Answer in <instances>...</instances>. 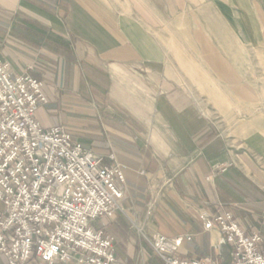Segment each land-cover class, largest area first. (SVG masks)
<instances>
[{"label":"crops","instance_id":"0c3cea01","mask_svg":"<svg viewBox=\"0 0 264 264\" xmlns=\"http://www.w3.org/2000/svg\"><path fill=\"white\" fill-rule=\"evenodd\" d=\"M236 39L247 53L264 55V0H0V59L12 77L43 83L47 102L35 114L41 127L61 126L103 164L112 155L126 167L123 210L92 228L140 223L147 178H172L150 230L193 236L178 259L232 262L221 234L199 219L218 211L258 232L264 252V108L224 133L187 94L185 78L178 84L205 73L198 60L206 57L207 72L228 73L237 85V72L252 65L238 70ZM203 41L211 43L205 52ZM188 42L196 51L186 50ZM194 59L202 70L189 66ZM139 238L116 234V263L163 264Z\"/></svg>","mask_w":264,"mask_h":264},{"label":"built area","instance_id":"2783aa9c","mask_svg":"<svg viewBox=\"0 0 264 264\" xmlns=\"http://www.w3.org/2000/svg\"><path fill=\"white\" fill-rule=\"evenodd\" d=\"M46 102L42 82L12 77L0 59V257L5 264H116L113 238L92 223L120 209L125 167L112 155L111 164H103L61 126L41 127L35 114ZM171 180L150 195L146 216ZM200 220L205 231L221 234L230 264H264L258 232L248 234L225 211ZM191 241L190 235H152L150 245L163 264H221L178 259L183 243Z\"/></svg>","mask_w":264,"mask_h":264},{"label":"rangeland","instance_id":"374dc122","mask_svg":"<svg viewBox=\"0 0 264 264\" xmlns=\"http://www.w3.org/2000/svg\"><path fill=\"white\" fill-rule=\"evenodd\" d=\"M181 14L182 15L180 17H184L185 22H187L188 18L192 17L189 12L181 13ZM202 29H203V34H205L206 33L205 27H202ZM187 30H189V28H187ZM176 31L177 30L175 28L169 30V32L171 33ZM159 32H160L159 37H161L162 32L166 34L168 30L165 29L162 32L161 31ZM182 34H184L183 29H182ZM204 36L206 37V35ZM206 38L208 39V37ZM203 44H204L203 50L205 52V50L210 48L209 46L211 43L210 41H203ZM224 45L225 42L220 40L219 41L220 49H222ZM234 49L238 53V55L234 57L238 70H240V68L242 69L243 65L247 67L252 65L251 70L247 69L246 72L244 71L237 72V80H238V82H236L237 85H234L233 82L231 84L230 81H228V73L214 74L207 72L208 70H211V67L209 66V61L206 57L203 58V60L201 59H199L200 61L198 60L199 63L200 62L203 63L204 68L202 69H205V73L202 74L192 73L189 74L188 76L182 77V79H180L181 82L178 81V84L181 85L183 84L182 82L183 78H185L184 80L186 86H189L190 88L187 94H189L192 97L197 107L201 111L202 115L207 116L215 125L220 127L224 133H231L232 129L236 125H238V123L242 121L243 118L247 117L248 115H252L253 112H259L264 108V55L260 56L254 53L252 54L247 53L248 51L243 50L244 47L237 39L234 41ZM186 50L188 51L192 50L193 52L196 51L195 43L188 42ZM171 51L179 52V46L172 44ZM181 51L184 52V48H182ZM224 58L226 59V57H221V61L225 62ZM177 64H178L177 67L179 66V68H182L180 67L178 61ZM190 65L193 71L202 70L200 69V67L198 69V67L196 66L195 59L192 60V63H190L189 66ZM115 161L121 164L116 159ZM156 179L157 178L155 175L151 176L150 178H147V185H146L147 202L145 204L143 219L140 223H138V221L135 222L130 221L131 219H128L127 216L128 222L120 221L119 227H117V225H113V227H109L110 224H104L103 227L97 226L99 230L105 228L104 233L110 235L113 238V243L116 234L118 235L120 234L121 236L124 235V237L126 236V233H128L132 237L137 235L138 237H140L139 239L142 245L144 244L147 245L148 246L147 248L150 250V252H152V254L155 257L157 256L153 252V248L150 245V240L152 235H160V234L153 232L150 229L154 224L153 215L158 205L162 201V198L164 197L166 190L164 191V193H162V197L158 200V203L156 204L155 208L150 213V215L146 216L145 213H146V207L149 203L148 200L150 198V195L151 194L153 195V193L155 192L156 188H158V186L162 187L165 181V177H164L162 179L163 182L159 184ZM3 210H4V206L0 204V212ZM122 210L123 209L120 206V209H118V211H122ZM201 215H205V214H200L199 219ZM114 216L111 219H113V221L115 222L116 219ZM190 236L192 237L193 240V236L192 235ZM123 241L127 243L126 240Z\"/></svg>","mask_w":264,"mask_h":264}]
</instances>
